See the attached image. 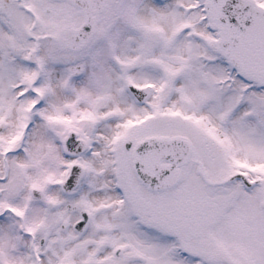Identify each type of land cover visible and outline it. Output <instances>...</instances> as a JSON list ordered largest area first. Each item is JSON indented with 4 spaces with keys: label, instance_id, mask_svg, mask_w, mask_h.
Wrapping results in <instances>:
<instances>
[{
    "label": "snow or ice",
    "instance_id": "obj_1",
    "mask_svg": "<svg viewBox=\"0 0 264 264\" xmlns=\"http://www.w3.org/2000/svg\"><path fill=\"white\" fill-rule=\"evenodd\" d=\"M0 264H264V0H0Z\"/></svg>",
    "mask_w": 264,
    "mask_h": 264
}]
</instances>
